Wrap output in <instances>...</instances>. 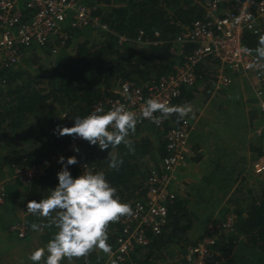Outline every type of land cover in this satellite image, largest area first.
Segmentation results:
<instances>
[{"label":"trees","instance_id":"16d2710c","mask_svg":"<svg viewBox=\"0 0 264 264\" xmlns=\"http://www.w3.org/2000/svg\"><path fill=\"white\" fill-rule=\"evenodd\" d=\"M73 1L91 9L99 27L76 28L67 24L64 27L66 39H53L42 46L22 49L18 64L0 69V186L5 203L0 212V264H32L31 252L44 247L56 231L55 228L33 231L31 224L41 223L42 218L29 214L26 206L31 201L30 193L35 190H38L37 202L50 195L58 185L57 173L63 165L53 164L29 183L15 178L14 170L38 165L56 150H64L69 135L54 134L57 126L72 127L75 117L89 115L95 105L111 96L112 90L122 83L140 87L152 85L174 73L177 66L184 64V56L194 48L193 44L181 46L177 37L184 27L204 18L200 0ZM238 1L225 0V10L232 9ZM260 35H264V31L257 34L244 31L243 46L254 50ZM217 69L218 62L212 57L197 63L196 81L183 85L170 106L188 104L200 92L206 101L211 95L215 96ZM236 77L233 75L232 79ZM251 88L246 99L249 105L246 119L249 135L252 134L249 136V175L236 176L235 181L239 183L231 194L227 186L233 184L232 177L222 179V193L201 194L195 190L197 202L189 193L175 194L166 204L167 219L161 232L147 234L148 244L131 252L132 264H187L186 253L197 243H186L196 219L190 208L194 202L204 207L215 206V211L210 210L207 218L212 224L231 217L230 230L222 233L215 244L225 257V264H264V173L255 175L252 171L253 163L262 156L264 115ZM222 89L225 88L219 91ZM233 104L234 109H220L212 119L243 120L242 102ZM188 117L178 121L173 115L159 126L150 120H138L135 134L128 137L133 142L134 154L123 144L116 149L100 150L84 140L79 153L64 154L65 163L67 158L77 157L78 164L68 166L74 178L79 176L82 165L93 173L103 172L110 185L117 189L121 202L133 208L136 202L146 200L151 171H161L162 159L167 155V131L184 122L192 124ZM261 126L263 129L257 134ZM108 152L123 160L118 171L109 168ZM26 196L24 202L22 199ZM215 196L218 197L216 205L211 203ZM15 206L24 217L25 233L21 238L11 229L13 214L17 212L10 210ZM123 219L109 225L111 249L122 233ZM107 258L108 254L95 250L86 258L71 262L65 259L61 264H105Z\"/></svg>","mask_w":264,"mask_h":264},{"label":"built area","instance_id":"2783aa9c","mask_svg":"<svg viewBox=\"0 0 264 264\" xmlns=\"http://www.w3.org/2000/svg\"><path fill=\"white\" fill-rule=\"evenodd\" d=\"M224 1L200 0L204 10L203 20L184 27L176 39L181 46L193 44L194 48L184 56V64L177 66L174 73L161 77L152 85L141 87L124 82L112 90L111 96L95 105L91 112L97 109L106 112L117 104H124L127 110L137 114L138 120H149L141 116L147 101L156 99L170 105L179 96L183 85H192L196 81L195 65L212 57L218 62L216 90L232 84L233 75L248 79L264 115V67H249L255 65V52L248 55L240 51L245 48L242 44L244 31L249 30L254 34L264 31V0H239L230 10H223ZM67 24L76 28L99 27L98 19L92 16L91 9L77 5L73 0H0V69L18 64L23 56L22 49L42 46L53 39H66L64 27ZM123 40L120 38V41ZM154 115L158 116V113ZM191 130L192 125L184 122L167 131V155L162 159L161 171H151L146 200L136 202L134 215L122 220V233L105 264H132L130 254L136 247L148 244L147 234L157 235L161 232L167 219L166 204L175 197L170 187L176 170L185 162ZM260 133L261 130H258L257 134ZM83 141L79 137L69 136L64 150H56L38 165L26 169L16 168L13 176L23 183H29L53 164H59V158L66 152L79 153L74 148L80 151ZM261 152V158L252 165L255 175L264 173V146ZM85 166H81L79 176L84 171H91ZM3 205L4 194L0 186V207ZM230 225L231 217L225 222L210 223L207 233L189 247L185 257L187 264H225V257L215 248V244L218 236L230 230ZM11 229L21 238L25 233V224H15Z\"/></svg>","mask_w":264,"mask_h":264},{"label":"clouds","instance_id":"9594fccd","mask_svg":"<svg viewBox=\"0 0 264 264\" xmlns=\"http://www.w3.org/2000/svg\"><path fill=\"white\" fill-rule=\"evenodd\" d=\"M240 51L248 55L255 52L257 60L249 67H264V35L259 36L254 50L245 47ZM192 113L190 104L170 106L167 102L149 99L141 116L159 126L173 115L181 121ZM138 119L137 114L127 110L124 104H117L106 112L97 109L86 117H75L72 127L58 125L54 134L79 137L90 145H97L100 150L116 149L123 144L134 154L133 142L128 137L135 134ZM74 151L79 152V148ZM107 160L109 168L117 171L123 164V160L112 152H108ZM58 163L63 165L57 173L58 185L47 198L29 201L26 206L29 214L42 218L41 223L31 224L33 231L56 229L44 247L31 252L29 260L32 264H61L65 259L71 262L86 258L95 250L110 254L109 225L119 222L122 217L133 216V208L129 203L121 202L117 189L110 185L103 172L84 171L74 178L68 166L78 164L76 156L67 158L66 163L61 156Z\"/></svg>","mask_w":264,"mask_h":264},{"label":"crops","instance_id":"0c3cea01","mask_svg":"<svg viewBox=\"0 0 264 264\" xmlns=\"http://www.w3.org/2000/svg\"><path fill=\"white\" fill-rule=\"evenodd\" d=\"M249 82L236 77L221 92L215 88V96L211 95L207 101L198 89L200 93L188 103L193 107V113L188 117L192 122L188 152L183 166L176 170L170 188H191L195 193L198 190L201 194H218L222 193V179L232 177L233 184L227 186L230 187L228 194H231L239 183L235 181L236 176L249 175V124L246 119ZM234 102H242L244 119L240 121L243 129L237 125L239 120L212 119L220 109L233 108ZM207 208L215 211V206Z\"/></svg>","mask_w":264,"mask_h":264},{"label":"rangeland","instance_id":"374dc122","mask_svg":"<svg viewBox=\"0 0 264 264\" xmlns=\"http://www.w3.org/2000/svg\"><path fill=\"white\" fill-rule=\"evenodd\" d=\"M226 8H227V5H223V10H225ZM249 83H251V82H249ZM237 122H238L237 125H240L239 128L243 129L241 127V123H243V122H241V121H237ZM262 129H263V127L262 128L258 127L257 130H262ZM251 135H249V136L251 137ZM238 137H240V134L238 135ZM248 181H249V179H248ZM190 189L191 188H171V192L174 194H178L180 196H185L189 193L194 201H196V202L199 201L196 193L193 191V189L192 190H190ZM37 191L38 190H35L33 193H30L29 198L31 199V201L32 200H35V201L38 200V197H37L38 192ZM226 198L228 199V196ZM22 200H24V202H26L27 196L24 197ZM217 200H218V197L215 196L214 199L211 200V203L215 204V202H217ZM225 201H226V199L224 200V202ZM4 205H5V203H4ZM2 207H0V212H3ZM17 207L15 209L12 208L10 210V212H12V213L17 212V215L15 213L13 214V224L11 226L18 224V223H24V217L22 216V212H18L16 210ZM190 208H193L192 210H194V213L196 215V219L193 221V224L191 225L190 230L188 231L186 243L192 244L193 242L199 241L200 238H202L207 233L208 224L210 223V221H208L207 218H208L210 213H209L207 207L200 206L199 204L196 205L195 202L190 205ZM16 222H18V223H16ZM220 237H221V235H220ZM220 237L218 236V238H220Z\"/></svg>","mask_w":264,"mask_h":264}]
</instances>
